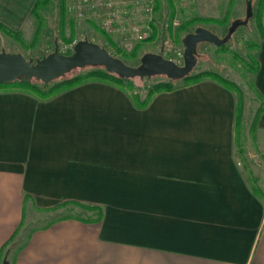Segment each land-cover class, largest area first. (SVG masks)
I'll list each match as a JSON object with an SVG mask.
<instances>
[{
	"label": "crops",
	"instance_id": "crops-1",
	"mask_svg": "<svg viewBox=\"0 0 264 264\" xmlns=\"http://www.w3.org/2000/svg\"><path fill=\"white\" fill-rule=\"evenodd\" d=\"M262 32L250 84L264 158V6ZM238 102L213 78L146 101L96 81L49 99L1 88L0 264H264V186L237 149ZM64 203L101 216L24 225Z\"/></svg>",
	"mask_w": 264,
	"mask_h": 264
},
{
	"label": "rangeland",
	"instance_id": "rangeland-1",
	"mask_svg": "<svg viewBox=\"0 0 264 264\" xmlns=\"http://www.w3.org/2000/svg\"><path fill=\"white\" fill-rule=\"evenodd\" d=\"M38 1L0 0V25L14 34L0 30V53L21 54L27 60L36 62L54 52L56 46L60 53L68 55L69 51L73 52L77 42L87 40L106 48L129 66H138L142 56L147 53H162L166 59L183 65V40L188 34L208 26L224 39L235 24L231 39L223 47L207 43L197 46L194 54L196 66L192 73L209 72L236 89L239 94L237 149L244 154V168L252 186H264V158L255 154L253 141L257 104L252 99L250 81L261 33L255 20L247 23V4L251 0H50L38 10L37 19L32 13ZM110 3H113L112 9H108ZM252 3L255 13L259 8V0H252ZM126 8L129 12L124 16ZM115 12L118 15L115 18L118 27L130 29L140 26L144 29L150 26L149 40H130L129 31L107 34L102 23ZM175 21L179 23L178 26H174ZM152 27L156 32L153 33ZM165 41L169 43L167 47L163 46ZM91 69L94 68L74 71L69 76H85ZM168 80L161 76L135 79L131 93L138 99L149 100L155 95L157 86ZM177 83L183 81H174V86ZM39 86L42 87V84L39 83ZM39 213L37 210L34 215H26L24 225L38 228L69 217L91 220L101 216L98 207L78 203H64Z\"/></svg>",
	"mask_w": 264,
	"mask_h": 264
},
{
	"label": "water",
	"instance_id": "water-1",
	"mask_svg": "<svg viewBox=\"0 0 264 264\" xmlns=\"http://www.w3.org/2000/svg\"><path fill=\"white\" fill-rule=\"evenodd\" d=\"M233 27L224 39L205 28H198L194 33L188 34L183 40V65L166 59L162 53H147L142 56L138 66H129L106 48L87 40L77 42L70 55L60 53L56 46L54 52L36 62L28 61L21 54L1 52L0 85H8L17 80L29 84L35 80L48 87L67 74L95 66L104 67L108 73L124 79L144 80L161 76L171 81H181L196 66L194 51L197 46L202 43L224 46L231 39Z\"/></svg>",
	"mask_w": 264,
	"mask_h": 264
},
{
	"label": "trees",
	"instance_id": "trees-1",
	"mask_svg": "<svg viewBox=\"0 0 264 264\" xmlns=\"http://www.w3.org/2000/svg\"><path fill=\"white\" fill-rule=\"evenodd\" d=\"M50 0H39L37 4L35 5L33 9V16L38 19V10L44 7L46 4H48ZM259 8L257 12H253L252 10L247 11L248 21L249 23L251 20H255L257 24V29L259 32L263 35L262 32V9L264 6V0H259ZM200 20V19H198ZM212 22V20H209ZM219 24H224L223 22L217 21ZM154 32H156V29L152 27ZM184 29V28H181ZM0 30L7 34L14 35L13 32L9 31L7 28H5L3 25H0ZM223 47V46H221ZM120 53L122 51L118 50ZM72 51H69L67 54L70 55ZM123 54V53H122ZM194 54H196V50L194 51ZM116 57V56H115ZM29 61V60H28ZM89 68V67H88ZM94 69H91L87 73V75L82 74H76L73 76H69V74L61 77L60 79L54 81V83L50 84L48 87H45L41 82L33 80L29 84H24L20 80L14 81L11 84L8 85H0L1 88H15L21 91H25L28 93H31L33 95H36L37 97L41 99H49L62 91H65L67 89L82 85L86 82L96 81V82H102V83H108L113 84L116 86H120L125 88L128 92H131L133 80L135 79H124L120 78L115 74L108 73L104 67L101 66H95L91 67ZM86 69V68H85ZM206 78H213L221 83L227 84L224 80H222L219 76H216L214 74H211L209 72H200L197 74H190L189 76L185 77L182 81L185 86H190L197 84L201 82L202 80ZM39 83L42 84V87L39 86ZM174 89V81L168 80L167 82L163 84H159L157 88L155 89L156 93L161 92H171ZM155 93V94H156ZM153 95V94H152Z\"/></svg>",
	"mask_w": 264,
	"mask_h": 264
},
{
	"label": "built area",
	"instance_id": "built-area-1",
	"mask_svg": "<svg viewBox=\"0 0 264 264\" xmlns=\"http://www.w3.org/2000/svg\"><path fill=\"white\" fill-rule=\"evenodd\" d=\"M112 8H113V3H110L108 6V9H112ZM128 10L129 9L127 8L124 10V14H125L124 16L128 15L127 14L129 12ZM115 18H118V15L116 14V12H115V15H111L103 21L102 23L103 30L107 34L112 35V34H118L124 31H129L130 40H133L135 42H144V41L149 40V38L151 37V33H150L151 27L150 26H147L148 28H144V29L140 26H137V27L135 26L130 29H126L127 27L125 28L124 26L118 27L117 20ZM178 24L179 23L177 21L174 22V26H178ZM168 45L169 43L167 41H165L163 44L164 47L165 46L167 47ZM63 53H66V50L65 51L63 50Z\"/></svg>",
	"mask_w": 264,
	"mask_h": 264
}]
</instances>
